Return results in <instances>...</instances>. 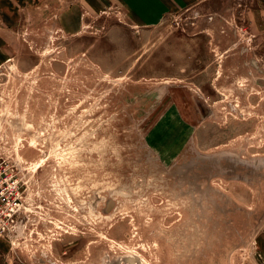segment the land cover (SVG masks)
<instances>
[{"label":"rangeland","instance_id":"1","mask_svg":"<svg viewBox=\"0 0 264 264\" xmlns=\"http://www.w3.org/2000/svg\"><path fill=\"white\" fill-rule=\"evenodd\" d=\"M135 4L18 2L0 23L24 204L0 264L264 260V0Z\"/></svg>","mask_w":264,"mask_h":264},{"label":"built area","instance_id":"2","mask_svg":"<svg viewBox=\"0 0 264 264\" xmlns=\"http://www.w3.org/2000/svg\"><path fill=\"white\" fill-rule=\"evenodd\" d=\"M23 192L9 163L0 160V240L9 238L16 230L23 208ZM264 264V260L259 263Z\"/></svg>","mask_w":264,"mask_h":264},{"label":"crops","instance_id":"3","mask_svg":"<svg viewBox=\"0 0 264 264\" xmlns=\"http://www.w3.org/2000/svg\"><path fill=\"white\" fill-rule=\"evenodd\" d=\"M121 1L125 2L126 0H121ZM133 1L136 3L135 7H137V8L150 7L149 4L154 2V0H133ZM18 2H22V3L23 2H27V3L29 2L30 3V2H34V0H0V23L2 25L8 26V25L12 24L11 19H12V17H14V15L12 16L11 9L15 8L17 6ZM1 38H2L4 45H2V43H1ZM6 43H7V39L5 38V35L2 37V34L0 32V64L4 61V59L1 60V57L5 58V56H6V54H5Z\"/></svg>","mask_w":264,"mask_h":264},{"label":"bare ground","instance_id":"4","mask_svg":"<svg viewBox=\"0 0 264 264\" xmlns=\"http://www.w3.org/2000/svg\"><path fill=\"white\" fill-rule=\"evenodd\" d=\"M37 168V167H36Z\"/></svg>","mask_w":264,"mask_h":264}]
</instances>
